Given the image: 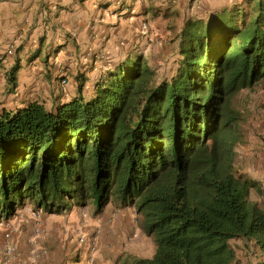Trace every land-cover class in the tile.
Here are the masks:
<instances>
[{
    "label": "trees",
    "instance_id": "trees-1",
    "mask_svg": "<svg viewBox=\"0 0 264 264\" xmlns=\"http://www.w3.org/2000/svg\"><path fill=\"white\" fill-rule=\"evenodd\" d=\"M175 54L167 79L140 55L89 100L1 113L0 222L27 206L60 217L112 203L134 207L154 240L152 257L134 264H233L238 240L264 257L257 184L234 168L243 141L234 100L264 85V0L187 22Z\"/></svg>",
    "mask_w": 264,
    "mask_h": 264
},
{
    "label": "crops",
    "instance_id": "crops-1",
    "mask_svg": "<svg viewBox=\"0 0 264 264\" xmlns=\"http://www.w3.org/2000/svg\"><path fill=\"white\" fill-rule=\"evenodd\" d=\"M244 1L0 0V114L25 109L35 102L56 112L80 95L89 100L97 82L118 66L140 55L157 59L165 48L173 52L167 59L175 60L179 36L187 22L205 20ZM144 25L148 26L145 34ZM263 119L264 113L254 110L250 124L259 126ZM263 139L250 138L245 144L248 149L238 151L240 162L237 159L234 168L238 176L257 184L250 200L264 209ZM28 208L19 212L11 226L1 223L5 248L11 249L9 263L20 261L17 252L27 239L35 251L28 250L27 256L36 255L37 261L46 259V237L60 225L49 228L48 223L57 217L42 213L38 234V221ZM37 242L45 245L39 247ZM104 255L108 254L85 251L81 258L92 264L91 258Z\"/></svg>",
    "mask_w": 264,
    "mask_h": 264
},
{
    "label": "rangeland",
    "instance_id": "rangeland-1",
    "mask_svg": "<svg viewBox=\"0 0 264 264\" xmlns=\"http://www.w3.org/2000/svg\"><path fill=\"white\" fill-rule=\"evenodd\" d=\"M160 55V54H159ZM157 56V59H150L147 57L151 66H153L159 74L160 80L167 79L175 74L178 68L179 56L173 61L167 58ZM171 56V55H170ZM146 57V56H145ZM234 104L241 110L243 121L241 123V130L243 132V141L236 149L235 161L240 162L239 150L246 151L248 148L245 145L252 137L264 138V119L259 126H251L250 119L252 118V111H259L264 113V85L253 90H246L239 93ZM257 123V122H256ZM264 142V139H263ZM237 173V172H236ZM106 208V209H105ZM102 213L95 214L96 210L91 204L86 209H73L70 213L51 220L48 227L55 230H49L48 244L37 242L38 246H43L48 252L46 259L35 260L36 255L29 258L27 256L28 250L32 249L29 246V240H25L20 246L21 250L20 261L15 264H86L81 258L85 251L95 253L102 251L108 254L107 257L90 259L92 264H134V259L151 258L155 252V243L153 238L147 237L143 234L140 228V220L137 219L134 211L135 208L131 206L119 207L110 203L105 207ZM30 213L35 211L32 207L28 208ZM126 210V211H124ZM104 212V213H103ZM42 214V212H39ZM59 220V221H58ZM0 222V264L9 263L8 251L5 248L2 236V230L6 223ZM11 226V224H9ZM30 239V238H29ZM90 240V244H87ZM36 243L33 245L37 246ZM32 245V246H33ZM86 245V247H85ZM236 247V259L233 264H264V257L261 255L256 245L242 240L233 242ZM33 252H35L32 249ZM39 253V252H38ZM106 262H103L104 260ZM91 264V263H90Z\"/></svg>",
    "mask_w": 264,
    "mask_h": 264
},
{
    "label": "built area",
    "instance_id": "built-area-1",
    "mask_svg": "<svg viewBox=\"0 0 264 264\" xmlns=\"http://www.w3.org/2000/svg\"><path fill=\"white\" fill-rule=\"evenodd\" d=\"M147 29H148V26L147 25H144L143 26V34H145L146 32H147ZM33 218L36 220V221H38L37 222V233L38 234H40L41 233V231H40V222H39V218H40V213L39 212H35L34 214H33Z\"/></svg>",
    "mask_w": 264,
    "mask_h": 264
}]
</instances>
